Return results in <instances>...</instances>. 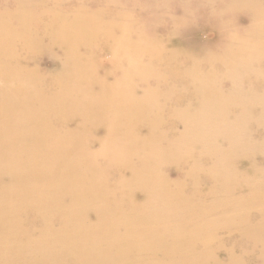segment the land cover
I'll use <instances>...</instances> for the list:
<instances>
[{"label": "bare ground", "instance_id": "bare-ground-1", "mask_svg": "<svg viewBox=\"0 0 264 264\" xmlns=\"http://www.w3.org/2000/svg\"><path fill=\"white\" fill-rule=\"evenodd\" d=\"M259 1L0 0V264H264Z\"/></svg>", "mask_w": 264, "mask_h": 264}, {"label": "rangeland", "instance_id": "rangeland-1", "mask_svg": "<svg viewBox=\"0 0 264 264\" xmlns=\"http://www.w3.org/2000/svg\"><path fill=\"white\" fill-rule=\"evenodd\" d=\"M148 2V0H141V3L142 4H145V3H147ZM259 3L261 4V9H263L264 10V0H262V1H259ZM190 17H194V15L192 14ZM195 18V17H194ZM159 19H161V18H159ZM189 19V18H188ZM239 20V19H238ZM240 24L241 25H243V26H246V25H248V22L245 20V19H243V20H241V22H240ZM194 24H192L191 26H190V23L187 25V27L185 28V30H184V35L185 34H187V35H185L184 36V38H183V40H184V43H185V45H184V49H185V51L186 52H188V53H190V54H194V55H198V54H201L203 51L202 50H205L204 48H206L205 46V44H204V41H205V43H206V41L208 42V43H210V42H213V41H215V33L214 32H212L211 31V29L210 28H206L205 29V27H203V23H200V24H198V25H194ZM193 26V27H192ZM199 27H201L202 29H199ZM209 33V34H208ZM213 34V35H212ZM208 36V37H207ZM212 36H213V38H212ZM191 39H190V38ZM188 38V39H187ZM260 37H250V41H252L253 42V44L255 43V41L256 40H258ZM260 39H264V36L262 37V38H260ZM190 40H191V43H190ZM209 40H210V42H209ZM198 48V49H197ZM201 48V49H200ZM191 51H190V50ZM196 49V50H195ZM193 50V51H192ZM207 50V49H206ZM205 50V51H206ZM202 51V52H201ZM42 59V65H41V69H42V72L43 71H47V72H53L54 71V64L52 63V60L49 58V54L48 53H45V52H39V59ZM235 73L236 74H238L239 76H241L242 75V73H243V69L242 68H240V67H238V68H236L235 69ZM243 77V76H242ZM239 88H242L241 86H239ZM243 89H245V90H247V87H245L244 86V88ZM245 92V91H244ZM42 94V93H41ZM250 101H252V102H250ZM247 103V104H246ZM256 104V102H255V100L254 99H252V100H250V98L248 99V100H246V102H245V104L249 107V104H250V106L251 105H253V104ZM131 120L132 121H134L135 120V118L133 117V118H131ZM141 133H143V132H141ZM236 151V150H235ZM234 151V152H235ZM257 151L255 150H253V154H255ZM254 178H255V176H254ZM258 179V178H257ZM220 196H217V198H219ZM194 219L196 220V222H198L199 221V218L197 217V216H194ZM218 234V237H221V240L223 241V242H225V240L223 239V237H224V234H222V232H220L219 231V233H217Z\"/></svg>", "mask_w": 264, "mask_h": 264}]
</instances>
